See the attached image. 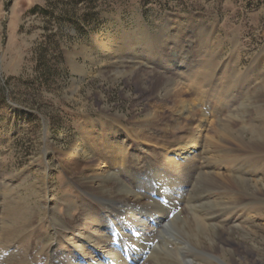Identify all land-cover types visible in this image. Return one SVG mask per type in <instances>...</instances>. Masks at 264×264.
<instances>
[{
  "label": "rangeland",
  "instance_id": "1",
  "mask_svg": "<svg viewBox=\"0 0 264 264\" xmlns=\"http://www.w3.org/2000/svg\"><path fill=\"white\" fill-rule=\"evenodd\" d=\"M131 66L146 75L145 88L137 72L126 75ZM163 77L186 94V119L175 123L174 102L157 96ZM243 104L261 113L246 125H264V0H0V220L34 222L14 234L17 239H2L0 232V261L15 264L14 249L29 248L34 264H50L51 248L65 235L77 236L73 226L100 222L105 211L114 215L111 204L117 209V203L92 194L84 181L103 167L122 173L123 153L107 142L114 135L111 143L129 144L128 165L148 175L153 188L140 191L119 174L127 187L152 198L124 214L148 229L176 224L165 234L149 232L142 242L139 225L129 221L135 251L124 245L115 264H181L184 258L210 264L175 230L197 217L210 234L217 231L215 251L210 240L201 241L205 252L223 261L213 264H264V195L253 194L254 183L249 191L197 194L199 177L191 173L199 172L168 162L181 161L175 150L194 134L205 143L214 137L221 120L238 132L234 120H241ZM146 112L162 114L156 130L138 127ZM166 124L173 130H162ZM231 149L214 170L264 183V153L237 144ZM88 156L101 163L99 171ZM226 197L242 206L232 205L224 216L209 208Z\"/></svg>",
  "mask_w": 264,
  "mask_h": 264
},
{
  "label": "bare ground",
  "instance_id": "2",
  "mask_svg": "<svg viewBox=\"0 0 264 264\" xmlns=\"http://www.w3.org/2000/svg\"><path fill=\"white\" fill-rule=\"evenodd\" d=\"M148 55H150V52L147 53V56ZM127 61L132 62L133 60L128 59ZM121 66L124 67L123 64ZM129 68H130V71L126 75L134 76L138 69L135 68L134 66H131ZM137 75H138L137 79L139 83L141 84V87L145 88L146 87V83H145L146 75H144V73L143 74L138 73ZM156 94L163 101H173L174 102L175 110H176L175 112H178V115L176 114L177 119L175 120V123L178 121V119H184V118L186 119V117L189 116L191 112V106L189 103H187V101L189 100L187 101L185 100L187 99L185 98L186 94L182 92L181 90H179L178 86H176L173 80L167 77H163V79L160 80L159 82L158 89H156ZM175 94H178V96H174ZM154 100L157 101L156 98ZM159 101L161 102V100ZM245 106L246 105L244 104L242 106L243 113H242L241 120H239L238 118H237L238 120L233 119L236 124L239 123L238 132H234L230 128L231 123L227 121L228 119H225V120H221L218 122V125L214 129V132L216 135L214 137L209 138V140H205L207 141L206 143L197 134H194V136L191 138L190 144L182 143V147L179 146L181 143L177 144L179 147L176 148L175 154H177L176 157L181 158L182 162L180 161V159L179 160L177 159V161L172 160L168 162H170L171 168H175V167L176 168H180V167L188 168L190 165H192L191 169H193L196 172H199V173H191V175L194 174V176L197 175V177H199L198 182L194 184L195 193L197 192V194H199L200 192H202L203 194H207V193H211L216 190H224L225 192H227V190L249 191V189L251 188V185L254 183L253 184V188H254L253 194L254 195L259 194L260 197H263L264 183L261 182V179L257 181L253 179H249L247 177L248 175L247 173L237 176V177H233L231 175L223 176L221 175V173H218L214 170L215 168L214 165H216L217 163H224L225 161H227L226 158L233 151L231 149V144H237L238 146L246 148V149H250L254 151L255 153H264V125L259 124L258 126H254V125L248 126L245 123L253 113H257L258 115H261L260 109H259L260 107L257 106V108H255L253 111H249L248 109L250 107H253V104L250 107L248 105H247L248 107H245ZM162 118L163 116L160 113L154 114L152 112H146L144 123L139 124L138 127L141 128L142 131L146 130V126H151V128L156 130ZM262 119L264 118L262 117ZM262 119L260 120L262 121ZM257 123L259 122L257 121ZM119 125L122 126L123 125L122 122H119ZM177 126L179 125L177 124ZM115 128L116 127L114 125L113 129ZM166 128L168 129L167 130L162 129V130L167 131V132H170L171 130H173V128L170 129V125L168 124H166ZM201 131H203V129H201ZM114 134H116V132H114ZM135 136L137 137V139H141L139 134H135ZM113 137L114 135L111 138H109L110 140L108 139L107 142H109L111 146L113 144V147H114V144L116 143L115 145L117 147L116 150L118 152L123 153L122 160H123L124 168L122 170V173H114L115 171L111 172L109 168L103 169L105 167L102 168L100 162L98 163L94 162V160L90 159V157L88 156L89 158L88 161L90 162L93 161V163H97L98 166L96 168L98 169V171L101 168L102 170L98 172L97 174H94L93 176L86 178L84 181L88 182L89 185H91V188L94 187L93 189H90L92 194L98 197H100L101 195L102 198H107V197L112 198L111 202H115L117 204L119 202L120 204L118 205L116 204V206H118L117 209L114 207L113 204H111V207H112L111 210L113 211L114 215L108 213V211L107 212L105 211L104 215L102 216L103 218L100 222H99V219H97V221L95 222H93L92 220L90 221L86 220L83 223V225L73 226L72 228L79 230L77 233L78 237L73 236L72 238H69L68 236L65 235L61 243H59L54 248H51L53 254H52L50 264H53V263L54 264H115V261L118 255L120 254V251L123 249L124 245L126 246L127 249H129L127 252L133 253L135 251L133 248L134 246L133 241L136 242L137 239L135 240L134 236L132 237L130 236L132 231L131 229H128L126 227L127 226L126 224L129 223V221L131 223H135L139 225L138 229L141 232L140 241L142 242L148 238L149 235L147 234H149V232L153 233L151 231L158 230L157 232H160L161 234L166 233V230L169 224L164 227H162L163 225L161 224L162 226L160 227L161 229L159 228L160 230L155 229L154 226L152 227L150 226V224H148L150 227V229H148L145 226V224H143L144 222L142 221V219L140 220L137 219L136 217L133 216L134 214L133 215L124 214L125 212L127 213V211L131 208V206L133 208L136 207V209H138L137 207H140L142 203H144L142 202L143 200L145 199L151 200L152 198L150 195L149 196L151 199L147 198L146 194H143L141 192L138 193L136 192V190L133 191L131 188L127 187V185H125L123 181L118 178L119 174L126 176V178L134 186H136V188H138V190L140 191L142 190L144 192L147 191L149 194V192L151 191L153 192V188H151L150 186L149 182L151 181V179L148 175H145V174L142 175L141 173H138V169H133L134 166L131 167L130 165H128L129 159H128V155L126 152L130 150L129 144L120 143V142H117L116 140L111 143V141L113 140ZM205 144H207V146H210L212 148L216 147V151L215 152L204 151L203 149H205ZM197 159H200L203 162L201 166H198L197 163L195 162V160ZM124 171L125 173H123ZM174 177H179V175L175 174ZM231 184L233 188L229 186ZM151 202H152L151 203L152 205L157 204V203H154L153 201ZM232 205H237L239 207V206H242V203L240 202V200H237L235 198L227 199L226 197V199L224 198L222 200H219L217 202L210 204V206L212 207H209V208H212L215 210L220 209L219 212H221L222 216H224L227 213V211H229L230 208H232ZM158 209H159L158 211L161 212V207H158ZM197 218L193 220L195 222H191L188 219L183 221L182 222L183 228L181 230H178V229H175V230L178 231L181 239L188 242V245L190 248L197 250L195 251L196 255H198L197 257H203V263L206 262V263L213 264L216 260L219 262H223L222 260L216 259L214 255H211V253L209 254L205 252L203 250L204 248L201 247V241L204 239H207L212 242V249L215 251V249H217L218 247L214 243V238L216 236L217 231L215 229H212L213 233L215 234L213 235L210 234L212 233L210 232L211 230L208 232V229L207 230L205 229L203 221H202L203 223L202 224ZM161 221L162 220L160 219L159 222ZM33 223L34 222L31 219L26 220L24 222H20L16 220L7 222V221L0 220V232L3 233L1 237H3L2 239H5L6 237L10 238L11 236H14L15 239H17L18 236H15L14 234H18L21 231L23 233L27 229V227L29 229ZM94 224L96 225V227L92 228ZM175 225L176 224H172L169 226L173 228L175 227ZM53 227H55V225H53ZM55 229H56L55 235H57L58 237V235H61V233L58 232L56 227ZM81 229L82 231H85V233H83ZM232 231L233 230H231L230 232ZM5 234H7V236H5ZM46 236L48 239H52L54 237V231L53 230L50 231V233H47ZM65 237H68V238H65ZM5 249L11 250V247H7ZM225 250H223L224 256L227 254ZM14 253L15 255H17V256H14V258L17 260L15 264H34L33 260H31L29 248L27 251H21L19 249H14ZM137 262L138 264H142L139 261ZM0 264H11V263L0 261ZM181 264H194V261H192L191 259L185 260L184 258V261L181 262Z\"/></svg>",
  "mask_w": 264,
  "mask_h": 264
}]
</instances>
